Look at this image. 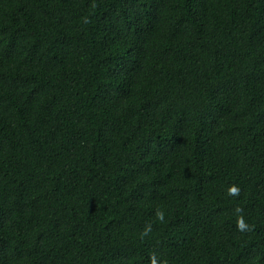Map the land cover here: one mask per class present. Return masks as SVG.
Segmentation results:
<instances>
[{"label": "trees", "instance_id": "1", "mask_svg": "<svg viewBox=\"0 0 264 264\" xmlns=\"http://www.w3.org/2000/svg\"><path fill=\"white\" fill-rule=\"evenodd\" d=\"M0 264H264V0H0Z\"/></svg>", "mask_w": 264, "mask_h": 264}]
</instances>
